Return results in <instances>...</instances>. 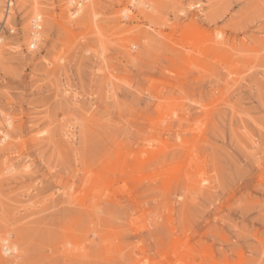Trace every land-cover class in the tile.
<instances>
[{
  "label": "rangeland",
  "instance_id": "1",
  "mask_svg": "<svg viewBox=\"0 0 264 264\" xmlns=\"http://www.w3.org/2000/svg\"><path fill=\"white\" fill-rule=\"evenodd\" d=\"M5 1L0 264H264V0Z\"/></svg>",
  "mask_w": 264,
  "mask_h": 264
},
{
  "label": "bare ground",
  "instance_id": "2",
  "mask_svg": "<svg viewBox=\"0 0 264 264\" xmlns=\"http://www.w3.org/2000/svg\"><path fill=\"white\" fill-rule=\"evenodd\" d=\"M86 1L87 0H77L78 3L75 5V9L78 10L79 4H80V7H81V2H86ZM72 2L73 1H71V3ZM5 3H6L7 8H9L12 5V0H6ZM32 26H33V32H32V40L30 42V45H35V43H36L35 35H37L38 28L40 27V25L36 21H33ZM5 139H6V137H5V134L3 133V135L0 136V142L5 141ZM13 253H14V251H13Z\"/></svg>",
  "mask_w": 264,
  "mask_h": 264
}]
</instances>
